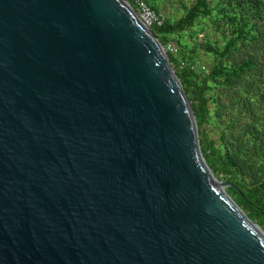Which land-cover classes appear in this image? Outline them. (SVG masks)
<instances>
[{"label": "water", "instance_id": "1", "mask_svg": "<svg viewBox=\"0 0 264 264\" xmlns=\"http://www.w3.org/2000/svg\"><path fill=\"white\" fill-rule=\"evenodd\" d=\"M162 42L127 0H0V264H264Z\"/></svg>", "mask_w": 264, "mask_h": 264}, {"label": "trees", "instance_id": "2", "mask_svg": "<svg viewBox=\"0 0 264 264\" xmlns=\"http://www.w3.org/2000/svg\"><path fill=\"white\" fill-rule=\"evenodd\" d=\"M127 1L135 6V0ZM210 1L193 0L181 17L164 19L151 29L164 36L158 38L165 46V35L187 30L200 16L212 17L215 9L222 14L227 34L211 70L205 73L187 58L169 50L167 54L191 101L206 162L236 186L229 187L237 195L236 202L264 230V113L258 112L264 104V0H212L213 6ZM145 3L157 10L149 1ZM181 62L185 63L182 67ZM212 104H216L215 118L228 116L222 119L225 127L217 146L203 135L213 116ZM260 175L259 185L245 187L244 177Z\"/></svg>", "mask_w": 264, "mask_h": 264}, {"label": "rangeland", "instance_id": "3", "mask_svg": "<svg viewBox=\"0 0 264 264\" xmlns=\"http://www.w3.org/2000/svg\"><path fill=\"white\" fill-rule=\"evenodd\" d=\"M149 1L157 10L155 13L161 19H169L170 21H175L181 17L186 10L190 7L193 0H145ZM216 2L210 1L213 6ZM139 15L138 8L135 4L132 5ZM223 9V7H222ZM218 10H213V16H200L195 25L177 34L165 35L166 45L164 47H170L172 52L176 53L179 57L187 58L192 61V65L203 72L211 70L216 63L218 56L216 54L217 49H220L224 42V35L227 34V26L222 20V14H219ZM153 24L148 25L151 27ZM153 32V31H152ZM154 35L158 38L164 37L162 34L154 32ZM158 38V39H159ZM160 40V39H159ZM205 75V74H203ZM219 89V88H216ZM216 90H212L211 92ZM220 91V89H219ZM223 95V94H222ZM223 102L226 101L223 96ZM212 104V115L210 116L204 126V136L205 138L213 142V146L218 145V138L221 131L224 130L225 124L222 119H227L228 116L225 115L222 119L215 118L214 116V106ZM258 112L264 113V104L258 108ZM202 135H200L201 137ZM214 158V156H213ZM217 179L229 182L221 172H213ZM263 176H252L244 177L245 187L259 185L262 181ZM226 192L229 196L236 202L237 195L234 191L229 190V186L225 187ZM237 203V202H236ZM238 204V203H237ZM239 205V204H238ZM240 206V205H239ZM241 207V206H240ZM242 208V207H241ZM245 212V211H244ZM246 213V212H245Z\"/></svg>", "mask_w": 264, "mask_h": 264}, {"label": "built area", "instance_id": "4", "mask_svg": "<svg viewBox=\"0 0 264 264\" xmlns=\"http://www.w3.org/2000/svg\"><path fill=\"white\" fill-rule=\"evenodd\" d=\"M135 4L138 8L139 11V16L145 21L147 25L151 24H161L163 19H161L155 11L150 8L144 0H135ZM166 51L169 50L171 51L172 49L170 47H165ZM185 63L181 62L180 67H182Z\"/></svg>", "mask_w": 264, "mask_h": 264}, {"label": "bare ground", "instance_id": "5", "mask_svg": "<svg viewBox=\"0 0 264 264\" xmlns=\"http://www.w3.org/2000/svg\"><path fill=\"white\" fill-rule=\"evenodd\" d=\"M139 16V15H138ZM139 19H140V21L145 25V26H148L146 23H145V21H143V19L139 16Z\"/></svg>", "mask_w": 264, "mask_h": 264}]
</instances>
